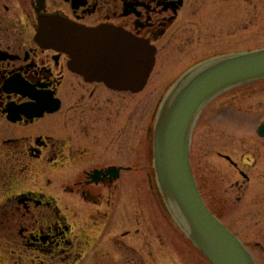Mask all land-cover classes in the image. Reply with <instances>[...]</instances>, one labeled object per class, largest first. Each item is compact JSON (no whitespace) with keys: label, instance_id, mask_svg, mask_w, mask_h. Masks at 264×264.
<instances>
[{"label":"flooded vegetation","instance_id":"flooded-vegetation-1","mask_svg":"<svg viewBox=\"0 0 264 264\" xmlns=\"http://www.w3.org/2000/svg\"><path fill=\"white\" fill-rule=\"evenodd\" d=\"M185 4L186 0H0V189L8 195L0 200V223L4 249L20 257L15 264H74L75 252L81 255L86 233L75 234L63 214V207L70 208L64 204L71 201L49 192L53 178L63 175L64 191L82 193L80 202L108 208L116 204L117 164L96 155L85 117L77 124L82 125L78 134L69 118L71 112H85L95 96L100 104H105L102 95L114 102L118 91L87 80L73 70L66 51L40 42L41 17L57 15L87 27H120L158 47ZM241 50L220 49L202 61ZM71 90L77 98L74 104L69 102ZM217 110L226 112L214 115L212 124L233 136L227 151L215 154L227 170L221 173V189L235 196L224 201L223 218L207 205L243 242L253 264H264V137L256 126L257 134L246 141L240 122H227L228 113L233 119L240 117L235 106L226 103ZM123 170L128 168L122 167L120 174ZM100 187L102 192L95 194ZM255 188L259 193L253 197ZM100 219L92 218V225L99 226ZM11 258L8 264H14Z\"/></svg>","mask_w":264,"mask_h":264},{"label":"rangeland","instance_id":"rangeland-1","mask_svg":"<svg viewBox=\"0 0 264 264\" xmlns=\"http://www.w3.org/2000/svg\"><path fill=\"white\" fill-rule=\"evenodd\" d=\"M157 45L156 67L142 92L118 91L111 103L102 95L100 98L105 104H100L95 96L94 103L85 105L88 106L85 112H71L69 124L75 126L76 134L82 128L77 124L85 117L89 134L95 137L96 155L102 160H111L118 167L128 168L118 177L116 204L111 208L80 202L84 199L82 193L64 191L63 175L53 178L54 185L49 192L59 199L76 202L64 204L70 208L63 207V214L68 216L75 234L86 233L82 238L81 255L75 252L78 261L74 264H211L182 227L156 173L157 113L173 84L215 51L264 48V0H186L179 20ZM72 93L71 90L69 102L74 104L77 98ZM101 93L105 92L101 90ZM226 103L241 113L238 119L228 113L227 122L235 125L240 122L239 130L250 142V137L257 134V124L264 120V81L223 94L203 110L194 129L193 175L205 202L220 218H223L222 206L226 198L235 196L221 189V173L227 170L215 155L226 152L233 142L232 134L212 124L214 115L226 112L217 110ZM96 106L102 107L101 113L94 110ZM75 180L70 181L71 185ZM102 189L93 192L96 194ZM258 193L255 188L253 197ZM6 195L0 189V200ZM99 217L103 223L92 225L95 219L92 222L91 219ZM1 233L0 223V264H8L11 256L15 257L11 258L15 264L20 257L4 249L6 244H3Z\"/></svg>","mask_w":264,"mask_h":264},{"label":"water","instance_id":"water-1","mask_svg":"<svg viewBox=\"0 0 264 264\" xmlns=\"http://www.w3.org/2000/svg\"><path fill=\"white\" fill-rule=\"evenodd\" d=\"M38 38L68 52L75 71L118 90L142 91L156 63L157 50L149 41L119 28H87L49 16L41 17ZM206 66L178 87L167 103L155 133V166L183 227L212 264H253L241 241L203 201L189 152L192 127L206 102L222 89L264 77V49ZM260 133L264 135V125Z\"/></svg>","mask_w":264,"mask_h":264},{"label":"bare ground","instance_id":"bare-ground-1","mask_svg":"<svg viewBox=\"0 0 264 264\" xmlns=\"http://www.w3.org/2000/svg\"><path fill=\"white\" fill-rule=\"evenodd\" d=\"M168 193V192H167ZM176 210H177V207H176Z\"/></svg>","mask_w":264,"mask_h":264}]
</instances>
